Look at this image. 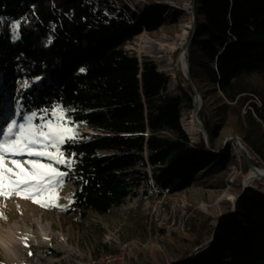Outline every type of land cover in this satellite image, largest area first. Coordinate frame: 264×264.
<instances>
[{
	"label": "trees",
	"instance_id": "obj_1",
	"mask_svg": "<svg viewBox=\"0 0 264 264\" xmlns=\"http://www.w3.org/2000/svg\"><path fill=\"white\" fill-rule=\"evenodd\" d=\"M194 4L189 69L196 88L208 86L205 95L214 99V108L206 100L198 112L210 143L204 135L192 142L182 126L183 99L193 105L195 95L189 80L179 83L183 96L169 94V75L149 57L139 60L125 50L143 30L165 22L155 4L130 22L87 0H0V51L10 79L33 83L17 94L10 88L9 103L19 102L23 116L66 109L72 123L98 133L84 132L62 146L76 179L68 213L108 214L138 196L143 183L158 192L192 184L223 187L235 161L231 144L224 151L216 146L225 126L246 144L244 172L250 164L261 167L249 153L264 161V0ZM6 21L19 22L17 40L6 34ZM235 206L216 232L207 226L209 216H196L201 247L179 264H264V191L248 187Z\"/></svg>",
	"mask_w": 264,
	"mask_h": 264
},
{
	"label": "rangeland",
	"instance_id": "obj_2",
	"mask_svg": "<svg viewBox=\"0 0 264 264\" xmlns=\"http://www.w3.org/2000/svg\"><path fill=\"white\" fill-rule=\"evenodd\" d=\"M157 1L161 5L153 3ZM151 4L165 22L153 30H143L127 42L125 50L139 60H154L159 70L170 77L166 92L183 96L179 83L185 85L190 75L186 48L195 33L194 0H152ZM5 32L17 40L19 22L6 21ZM161 44H165L164 48ZM182 51L188 59L186 70L178 61ZM8 68L0 51V74L5 75L0 83V264H179L186 253L200 247L196 245L202 238L198 214L209 216L207 226L216 232L223 219L235 211L245 188L259 187L264 191V177L246 183L252 168L244 172L242 153L235 141L238 139L247 150L246 144L231 126H225L218 131L216 146L224 151L231 144L230 155L235 161L225 173L223 187L192 184L158 192L153 185L143 183L138 196L127 197L108 214L68 213L66 206L76 179L68 169L70 161L62 146L93 130L72 123L69 112L60 107L41 115L23 116L19 102L9 103L13 98L9 89L17 94L21 88L30 89L33 83L10 79ZM41 80L36 78L34 83ZM191 82L195 85L192 78ZM207 90L208 86L200 84L193 105L183 99L181 122L192 142L204 135L202 130L190 131L196 97L199 95V105L207 100L211 108L215 107L213 97L205 95ZM249 155L264 168L263 160ZM143 169L152 175V168ZM26 236L32 237L34 246H27ZM37 244H47L59 253L50 254Z\"/></svg>",
	"mask_w": 264,
	"mask_h": 264
},
{
	"label": "built area",
	"instance_id": "obj_3",
	"mask_svg": "<svg viewBox=\"0 0 264 264\" xmlns=\"http://www.w3.org/2000/svg\"><path fill=\"white\" fill-rule=\"evenodd\" d=\"M88 2L99 3L110 6L114 10L120 12L123 17L130 22H134L136 16L142 15L152 5V0H87ZM161 5V2H156ZM146 9V10H145ZM136 16L134 17V15ZM237 144L244 149L243 144L236 139Z\"/></svg>",
	"mask_w": 264,
	"mask_h": 264
},
{
	"label": "bare ground",
	"instance_id": "obj_4",
	"mask_svg": "<svg viewBox=\"0 0 264 264\" xmlns=\"http://www.w3.org/2000/svg\"><path fill=\"white\" fill-rule=\"evenodd\" d=\"M186 34V32H184ZM162 45V48H164L165 44H161ZM179 63L181 64V67L183 70H186L187 69V60H186V54H185V51H182L180 53V56H179V59H178ZM202 127H201V124L199 123V121L196 119V116H195V113L193 112L192 114V118L190 120V131L192 132H195L196 130H201ZM255 177H264V168L262 167H257L256 169H251L247 175V180H246V183L250 180H252L253 178ZM2 229L0 228V238H2L3 234H2ZM11 235V234H10ZM12 237V236H11ZM3 240V239H2ZM19 241V240H18ZM17 241V244L20 243ZM26 241L27 242V246H34L35 245V242L34 240L32 239V237H28L26 236ZM36 246H38V248H40L41 250L43 251H47L48 253L50 254H58L59 251L58 250H55L51 247H49L47 244H37Z\"/></svg>",
	"mask_w": 264,
	"mask_h": 264
},
{
	"label": "water",
	"instance_id": "obj_5",
	"mask_svg": "<svg viewBox=\"0 0 264 264\" xmlns=\"http://www.w3.org/2000/svg\"><path fill=\"white\" fill-rule=\"evenodd\" d=\"M188 45H189V44H188ZM188 45H187V47H188ZM186 50H187V48H186ZM187 60H188V59H187ZM189 72H190V70H189ZM188 80H189L191 86L193 87V90H194L195 95H196V94H197V88H196L195 85H193V83L191 82V76H190V75H189ZM198 98H199V95H198ZM198 98L196 97V99H195V103H194L195 116H196V119H197V120L199 121V123L201 124V127H202L201 130L203 131L204 136H205L207 142L210 143V139H209V136H208V132H207L206 128L204 127L203 122L201 121V119L199 118V115H198V112H199V110H200V108H201V105L198 104ZM86 132H88V133H92V134H98L97 132H94V131H86ZM239 147H240V146H239ZM240 150H241V153H242V155H243V154H244V153H243V148L240 147ZM250 166H251L252 169H256V168H257V167L254 166L253 164H250ZM246 189H247V188H245L244 190H246ZM200 247H201V246H200Z\"/></svg>",
	"mask_w": 264,
	"mask_h": 264
}]
</instances>
